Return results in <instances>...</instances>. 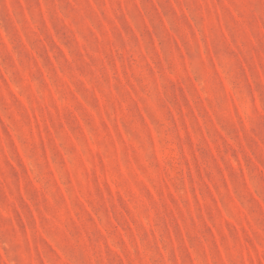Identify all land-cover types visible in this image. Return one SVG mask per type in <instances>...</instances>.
I'll return each mask as SVG.
<instances>
[{"label":"rangeland","instance_id":"obj_1","mask_svg":"<svg viewBox=\"0 0 264 264\" xmlns=\"http://www.w3.org/2000/svg\"><path fill=\"white\" fill-rule=\"evenodd\" d=\"M0 264H264V0H0Z\"/></svg>","mask_w":264,"mask_h":264}]
</instances>
